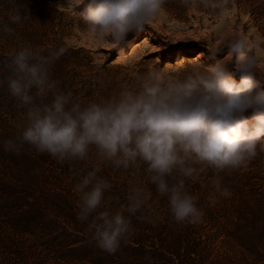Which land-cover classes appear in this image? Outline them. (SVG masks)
<instances>
[{
  "label": "clouds",
  "instance_id": "1",
  "mask_svg": "<svg viewBox=\"0 0 264 264\" xmlns=\"http://www.w3.org/2000/svg\"><path fill=\"white\" fill-rule=\"evenodd\" d=\"M164 3L75 0L77 9L83 6L78 15L89 35L114 49L129 34L143 31ZM184 3L223 12L229 0ZM30 18L14 0L0 3V39L14 38L0 66V86L6 84L17 108L24 110L16 134L0 143L5 152L20 154L27 145L68 164L76 178L77 219L86 223L97 248L115 254L134 235L131 217L139 213L151 223L159 215L151 190L137 177L128 180L124 201L113 209L106 199L113 184L101 175L100 165L146 178L166 198L172 220L185 226L202 223L205 216L190 184L209 189L208 201L215 206L230 194L222 174L246 169L264 153V75L257 72L253 44L236 37L210 52L213 58L221 56L212 65L180 72L152 67L132 82L120 81L114 94L85 99L52 78L63 47L42 51L15 36L12 25Z\"/></svg>",
  "mask_w": 264,
  "mask_h": 264
},
{
  "label": "rangeland",
  "instance_id": "2",
  "mask_svg": "<svg viewBox=\"0 0 264 264\" xmlns=\"http://www.w3.org/2000/svg\"><path fill=\"white\" fill-rule=\"evenodd\" d=\"M14 3L31 17L12 25L15 36L42 51L63 47L52 78L85 99L114 94L120 81L132 82L152 67L180 72L212 65L221 56L213 58L210 52L236 37L255 46L256 69L264 75V0H229L223 12L165 0L144 30L129 34L118 49L89 35L78 15L83 6L77 9L75 0ZM12 47L14 38L0 39V66ZM23 111L6 84L0 86V142L16 134ZM91 159L97 162L94 154ZM100 167L113 184L106 193L113 209L124 201L128 180L137 177L151 190L159 211L151 223L139 213L131 217L134 235L115 254L90 243L86 223L77 219L76 178L68 164L27 145L20 154L5 152L0 143V264H264V153L248 168L222 174L230 194L215 206L208 201L209 189L189 185L205 210L197 225L176 224L166 198L138 173Z\"/></svg>",
  "mask_w": 264,
  "mask_h": 264
}]
</instances>
